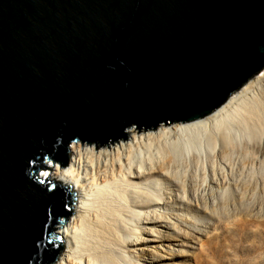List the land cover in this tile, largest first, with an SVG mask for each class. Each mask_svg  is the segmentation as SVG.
<instances>
[{"label":"water","instance_id":"water-1","mask_svg":"<svg viewBox=\"0 0 264 264\" xmlns=\"http://www.w3.org/2000/svg\"><path fill=\"white\" fill-rule=\"evenodd\" d=\"M264 69V0H0V264H52L75 194L41 179L200 120Z\"/></svg>","mask_w":264,"mask_h":264},{"label":"bare ground","instance_id":"bare-ground-1","mask_svg":"<svg viewBox=\"0 0 264 264\" xmlns=\"http://www.w3.org/2000/svg\"><path fill=\"white\" fill-rule=\"evenodd\" d=\"M126 133V141L97 150L71 142L67 166L43 170L41 179L76 196L72 215L53 231L66 242L54 264H140L147 237L173 225L170 209L182 196L171 184L182 165L197 164L217 184L242 150L264 160V70L200 120Z\"/></svg>","mask_w":264,"mask_h":264},{"label":"rangeland","instance_id":"rangeland-1","mask_svg":"<svg viewBox=\"0 0 264 264\" xmlns=\"http://www.w3.org/2000/svg\"><path fill=\"white\" fill-rule=\"evenodd\" d=\"M243 151L222 166L217 184L197 164L180 167L173 225L147 237L140 264H264V160Z\"/></svg>","mask_w":264,"mask_h":264}]
</instances>
